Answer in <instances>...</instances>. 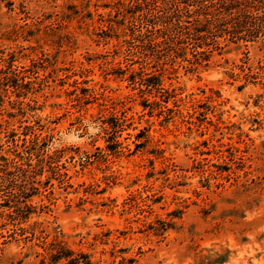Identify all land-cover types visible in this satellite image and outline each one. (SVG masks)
Wrapping results in <instances>:
<instances>
[{"label":"rangeland","instance_id":"374dc122","mask_svg":"<svg viewBox=\"0 0 264 264\" xmlns=\"http://www.w3.org/2000/svg\"><path fill=\"white\" fill-rule=\"evenodd\" d=\"M116 5L0 0V264H264V38L157 61Z\"/></svg>","mask_w":264,"mask_h":264},{"label":"trees","instance_id":"16d2710c","mask_svg":"<svg viewBox=\"0 0 264 264\" xmlns=\"http://www.w3.org/2000/svg\"><path fill=\"white\" fill-rule=\"evenodd\" d=\"M115 1L117 13L139 26L136 30L133 24L131 29L137 46L157 61L164 56L172 62L177 59L190 62L186 55L192 51L195 58L193 63L200 67L209 62L214 54L221 53L224 47L221 45V38L231 43L241 41L246 43L260 37L264 38V0ZM108 26L112 27L113 22H109ZM158 44L164 45V54H160L157 50ZM14 61L12 55L9 57L0 55V106L5 101L20 104L22 103L20 97H29L27 96L29 83L23 82V77L15 68ZM144 81L148 82V86L156 87L160 85L161 79L156 75L149 76ZM8 92H12L16 98L13 100L7 98ZM16 151L17 149H12L7 156L5 152H0V161L7 162L18 158L19 154ZM33 154L25 150L22 155L24 158L13 167L25 173L27 169L24 165H30L28 161ZM10 171L7 168L2 170L4 174H9ZM21 197L22 200L20 196L15 199L17 205L25 200L23 196ZM18 217L23 216L19 214ZM64 255L68 257L70 254ZM63 257L65 256H58L56 260Z\"/></svg>","mask_w":264,"mask_h":264}]
</instances>
